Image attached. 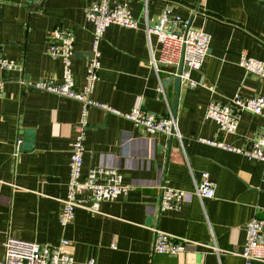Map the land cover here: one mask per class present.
I'll list each match as a JSON object with an SVG mask.
<instances>
[{
  "label": "crops",
  "instance_id": "0c3cea01",
  "mask_svg": "<svg viewBox=\"0 0 264 264\" xmlns=\"http://www.w3.org/2000/svg\"><path fill=\"white\" fill-rule=\"evenodd\" d=\"M91 1L0 0V57L20 64L16 70L0 68V259L4 240L13 236L53 246L65 239L73 264H244L245 224L264 215V164L203 140L246 147L264 132V119L243 111L235 132L226 133L205 111L210 101L226 103L237 93L264 95V80L238 64L243 50L264 61V0H112L127 5L138 28L116 23L106 28L90 96L120 112L135 105L161 115L172 112L173 82L163 81L174 76V68L156 73L150 67L145 23L155 24L170 7L211 39L201 67L184 70L189 80H181L173 114L180 138L148 133L97 107L88 110L82 175L93 167L115 168L129 187L101 202L98 211L75 209L72 222L63 226L59 214L82 106L20 81H61L62 62L47 53V45L51 30L62 26L74 32L71 70L75 85H84L93 30L85 8ZM26 129L34 132L30 150L22 148ZM203 172L216 183L213 198L194 194ZM163 183L186 192L179 208H159ZM153 227L187 238V249L154 252Z\"/></svg>",
  "mask_w": 264,
  "mask_h": 264
},
{
  "label": "built area",
  "instance_id": "2783aa9c",
  "mask_svg": "<svg viewBox=\"0 0 264 264\" xmlns=\"http://www.w3.org/2000/svg\"><path fill=\"white\" fill-rule=\"evenodd\" d=\"M85 17L93 23V30L90 57L82 87L75 85L71 70L74 32L62 26L51 30L47 45V53L51 57L59 58L62 62L61 81L57 82L54 79H42L32 83L20 81L21 84L36 90L77 100L82 106L80 119L76 125V135L70 148L69 179L59 214V221L63 226L72 222L75 209L98 211L101 202L116 199L125 194L129 187L123 183L122 174L115 168L98 166L90 168L85 175L81 173L83 140L88 128L87 113L90 108L97 107L123 116L148 133L160 132L167 136L181 137L176 117L170 110L167 114L161 115L148 112L143 110L140 105H135L128 112H120L90 96L99 76V44L106 28L112 23L138 28V20L132 15L126 4L112 2V0H92L85 8ZM144 30L149 49L148 63L156 73L163 67H172L174 69L169 72L176 76L177 67L181 62L187 69H199L207 56L210 34L201 28L192 26L188 19L172 14L170 7H165L162 10L155 24L145 23ZM152 35L155 37L154 42L151 40ZM238 64L258 79L264 80V61L250 56L243 50L239 54ZM19 65L15 60L0 57V68L16 70L19 69ZM179 76L181 80H189L188 73L184 70ZM189 84L195 85L191 81ZM159 87L161 91L164 90L161 81ZM1 92L2 83L0 81V95ZM243 111L260 115L264 119V95L243 97L237 93L226 103L212 100L206 107L205 118L216 122L221 131L233 133L237 128L239 115ZM203 141L240 153L249 160H258L264 164V132L251 139L249 145L243 148L227 144L224 141L207 139ZM21 142L22 140L19 138L16 140L15 153L20 150ZM215 190V181L207 172H203L195 183L194 194L200 199L213 198ZM159 194V208L164 210L179 208L184 201L186 192L163 183L159 187ZM244 230L245 238L240 253L244 264L264 260V215L251 217L245 224ZM153 232L152 249L154 252L174 255L187 249L189 243L187 238L156 227H153ZM66 245H68V241L65 239L61 240L60 244L53 246L7 236L3 242L4 254L0 259V264H73L72 254L64 249Z\"/></svg>",
  "mask_w": 264,
  "mask_h": 264
},
{
  "label": "water",
  "instance_id": "95a60500",
  "mask_svg": "<svg viewBox=\"0 0 264 264\" xmlns=\"http://www.w3.org/2000/svg\"><path fill=\"white\" fill-rule=\"evenodd\" d=\"M87 56H90V52H88L86 54ZM187 67L185 65H183V63L181 62L178 67H177V75L176 76H172L169 77L167 80L163 81V85L166 86L167 83L169 82H173V88L175 90V95L172 99V112L175 115L177 112V105H178V99H179V92H180V88H181V78H180V74L182 73L183 70H186ZM25 134H26V139L24 140V142L22 143V148L25 150H30L33 147V136H34V132L31 129H26L25 130Z\"/></svg>",
  "mask_w": 264,
  "mask_h": 264
}]
</instances>
